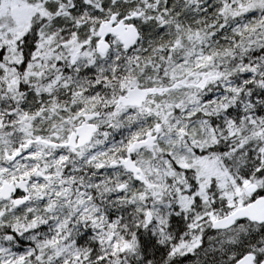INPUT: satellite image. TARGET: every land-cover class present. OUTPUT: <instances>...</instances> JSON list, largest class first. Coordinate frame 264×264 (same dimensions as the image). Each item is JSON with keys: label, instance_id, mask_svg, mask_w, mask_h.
<instances>
[{"label": "snow or ice", "instance_id": "6c2138e0", "mask_svg": "<svg viewBox=\"0 0 264 264\" xmlns=\"http://www.w3.org/2000/svg\"><path fill=\"white\" fill-rule=\"evenodd\" d=\"M0 264H264V0H0Z\"/></svg>", "mask_w": 264, "mask_h": 264}, {"label": "rangeland", "instance_id": "374dc122", "mask_svg": "<svg viewBox=\"0 0 264 264\" xmlns=\"http://www.w3.org/2000/svg\"><path fill=\"white\" fill-rule=\"evenodd\" d=\"M209 234H213V233H209ZM206 246V245H205Z\"/></svg>", "mask_w": 264, "mask_h": 264}, {"label": "trees", "instance_id": "16d2710c", "mask_svg": "<svg viewBox=\"0 0 264 264\" xmlns=\"http://www.w3.org/2000/svg\"><path fill=\"white\" fill-rule=\"evenodd\" d=\"M117 138H119V137L117 136Z\"/></svg>", "mask_w": 264, "mask_h": 264}]
</instances>
